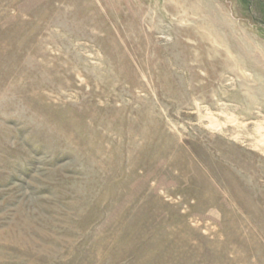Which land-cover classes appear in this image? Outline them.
Wrapping results in <instances>:
<instances>
[{
    "label": "rangeland",
    "instance_id": "rangeland-1",
    "mask_svg": "<svg viewBox=\"0 0 264 264\" xmlns=\"http://www.w3.org/2000/svg\"><path fill=\"white\" fill-rule=\"evenodd\" d=\"M264 0H0V264H264Z\"/></svg>",
    "mask_w": 264,
    "mask_h": 264
},
{
    "label": "trees",
    "instance_id": "trees-1",
    "mask_svg": "<svg viewBox=\"0 0 264 264\" xmlns=\"http://www.w3.org/2000/svg\"><path fill=\"white\" fill-rule=\"evenodd\" d=\"M258 5H260L262 8L264 7V4L262 2H259Z\"/></svg>",
    "mask_w": 264,
    "mask_h": 264
}]
</instances>
